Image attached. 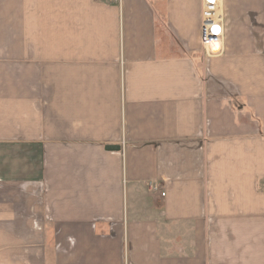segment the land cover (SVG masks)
Instances as JSON below:
<instances>
[{"label":"crops","instance_id":"1","mask_svg":"<svg viewBox=\"0 0 264 264\" xmlns=\"http://www.w3.org/2000/svg\"><path fill=\"white\" fill-rule=\"evenodd\" d=\"M202 5L0 0V264H264V0Z\"/></svg>","mask_w":264,"mask_h":264},{"label":"built area","instance_id":"2","mask_svg":"<svg viewBox=\"0 0 264 264\" xmlns=\"http://www.w3.org/2000/svg\"><path fill=\"white\" fill-rule=\"evenodd\" d=\"M122 5L123 0H110ZM223 0H203L201 11V45L206 57H216L223 53L225 39V14ZM215 48L218 49L215 52ZM158 185L150 184L151 191H158ZM164 196L165 194L162 193Z\"/></svg>","mask_w":264,"mask_h":264},{"label":"water","instance_id":"3","mask_svg":"<svg viewBox=\"0 0 264 264\" xmlns=\"http://www.w3.org/2000/svg\"><path fill=\"white\" fill-rule=\"evenodd\" d=\"M109 149H111V150L116 149L117 150V149H120V147L119 146H110Z\"/></svg>","mask_w":264,"mask_h":264},{"label":"bare ground","instance_id":"4","mask_svg":"<svg viewBox=\"0 0 264 264\" xmlns=\"http://www.w3.org/2000/svg\"><path fill=\"white\" fill-rule=\"evenodd\" d=\"M217 51H218V49L215 48V52H217Z\"/></svg>","mask_w":264,"mask_h":264}]
</instances>
